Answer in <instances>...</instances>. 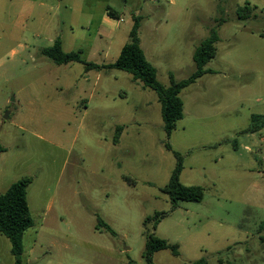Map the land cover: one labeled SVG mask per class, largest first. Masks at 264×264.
I'll use <instances>...</instances> for the list:
<instances>
[{
    "label": "rangeland",
    "instance_id": "374dc122",
    "mask_svg": "<svg viewBox=\"0 0 264 264\" xmlns=\"http://www.w3.org/2000/svg\"><path fill=\"white\" fill-rule=\"evenodd\" d=\"M247 3L256 9L239 19ZM107 4L122 21L100 39ZM135 16L165 87L169 74L180 81L194 72L193 51L211 29L219 37L206 65L216 74L181 91L183 118L168 138L156 94L129 74L56 65L42 54L59 39L64 52L112 63ZM96 48L103 51L91 54ZM258 112L264 0H0V194L31 177L25 264H146L144 220L156 213L166 216L155 236L179 251L154 253L156 264H264V128L243 132ZM117 126L123 130L113 144ZM213 142L221 143L208 148ZM173 151L183 158L180 183L201 187L200 202L172 208L161 191ZM98 219L115 235L97 229ZM10 248L0 234V264L13 263Z\"/></svg>",
    "mask_w": 264,
    "mask_h": 264
},
{
    "label": "trees",
    "instance_id": "16d2710c",
    "mask_svg": "<svg viewBox=\"0 0 264 264\" xmlns=\"http://www.w3.org/2000/svg\"><path fill=\"white\" fill-rule=\"evenodd\" d=\"M256 7H251L248 3L237 10L239 19H247ZM109 16L115 18L113 13L109 12ZM133 24L128 32V42L122 46L117 58L108 64H97L87 61L82 56L81 51L64 52L61 47V41L56 39L52 46L42 51L51 62L56 65H66L69 63H79L83 65L85 71H108L119 70L126 72L131 76V80L139 83L143 88L152 90L161 106V119L163 122V130L168 138L175 130L177 121L183 118V102L180 98L182 90L194 84L199 78L211 73L206 65L216 56V44L219 41L217 31L211 29L207 38L202 40L194 49L192 59L195 65L194 72L186 79L174 81L172 74H169L171 84L163 86L157 80L156 68L146 59L140 46L138 31L140 27L141 17L135 16L132 19ZM261 116L253 115L250 125L245 129L244 133H254L262 128ZM123 130V126L116 127L113 144H117L119 135ZM167 150H171L169 144L165 145ZM3 148L0 146V153ZM176 164L172 170L167 184L161 189L166 194L175 208L179 202L198 203L203 199V190L199 186H185L179 181L182 170V155L173 151ZM31 177H23L13 182L8 189L0 194V234L3 235L10 243V252L14 259V264H25L23 262V234L33 226V219L29 211L27 203V188L31 184ZM165 213H156L152 218L144 220V236L145 244L143 250V258L146 264H156L152 257L154 253L161 250H169L173 256H178V245L171 244L167 240L158 238L154 234L157 224L165 218ZM152 222V230L148 228V224ZM97 229H104L112 235L115 233L112 229L100 219L97 221ZM195 264H207L203 259L195 262Z\"/></svg>",
    "mask_w": 264,
    "mask_h": 264
},
{
    "label": "crops",
    "instance_id": "0c3cea01",
    "mask_svg": "<svg viewBox=\"0 0 264 264\" xmlns=\"http://www.w3.org/2000/svg\"><path fill=\"white\" fill-rule=\"evenodd\" d=\"M104 1H108V0H104ZM252 7V6H251ZM65 9H67L68 11H69V15L71 14V15H74L75 16V14H74V12L75 11H73V9H72V7L71 6H65ZM78 12H84L85 14H88V15H92V11H90V10H82V9H79L78 10ZM109 12L110 13H113L114 14V16H115V18H112V17H110L109 16ZM142 20V19H141ZM119 21H122V16L121 15H119V14H117V12L116 11H114L113 9H111V7H109L108 6V4L106 5V6H104V10H103V12H102V14H101V16H100V28H98L97 29V31H96V34H97V36L100 38V39H102L105 35H109V34H112L113 32H115L116 30H117V27H118V23H119ZM103 34V35H102ZM138 36H139V33H138ZM139 40H140V38H139ZM140 46H141V41H140ZM141 49L143 50V48H142V46H141ZM101 51H103L102 49H100V48H96V49H94V52H91V54H93V53H98V52H101ZM71 52V51H70ZM143 52H144V55H145V57H146V54H145V51L143 50ZM146 59H147V57H146ZM214 59V58H213ZM151 63V62H150ZM98 64V63H97ZM152 64V63H151ZM208 64H210V61L208 62ZM153 65V64H152ZM207 69H209L210 71H211V73H209V74H206V75H204L203 77H201V78H199L196 82H200V80H202L204 77H206V76H210V75H214V74H216V71L215 70H212V69H210V68H208V67H206ZM103 72H105V70H102ZM102 71H98V72H102ZM195 82V83H196ZM104 93V92H103ZM213 102H211L210 104H212ZM253 115H258V116H261L262 118H261V123H263V126H262V128L261 129H259L257 132H259L260 130H262L263 128H264V112H258V113H256V114H251L250 115V120H251V117L253 116ZM250 122V121H249ZM213 123H217V122H213ZM218 124V123H217ZM249 125H250V123H249ZM249 125L246 127V129L249 127ZM254 133H256V132H254ZM250 134H253V133H250ZM221 142H217V144H214V142H213V144H210V145H208V148H215V146H218L219 144H220ZM235 146V145H234ZM205 147V146H204ZM220 147V146H219ZM259 156H260V159L262 160V162L264 163V154H263V152H262V149H260V154H259ZM12 264H14V260H13V263Z\"/></svg>",
    "mask_w": 264,
    "mask_h": 264
}]
</instances>
